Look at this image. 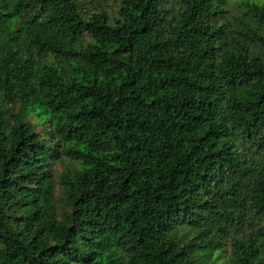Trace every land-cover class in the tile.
<instances>
[{"label": "trees", "instance_id": "trees-1", "mask_svg": "<svg viewBox=\"0 0 264 264\" xmlns=\"http://www.w3.org/2000/svg\"><path fill=\"white\" fill-rule=\"evenodd\" d=\"M113 3L0 0V264H264V5Z\"/></svg>", "mask_w": 264, "mask_h": 264}, {"label": "rangeland", "instance_id": "rangeland-1", "mask_svg": "<svg viewBox=\"0 0 264 264\" xmlns=\"http://www.w3.org/2000/svg\"><path fill=\"white\" fill-rule=\"evenodd\" d=\"M92 4H99L100 7L106 9L108 13H114L116 10V5L113 3V0H89ZM248 4H257L264 5V0H224V9L229 15L237 16L244 12V5ZM62 168L60 165L55 164L53 167V173L59 174ZM56 195L58 191L55 189Z\"/></svg>", "mask_w": 264, "mask_h": 264}]
</instances>
